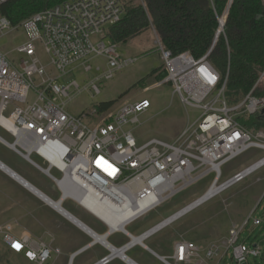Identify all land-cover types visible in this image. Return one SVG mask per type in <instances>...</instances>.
Instances as JSON below:
<instances>
[{
  "label": "built area",
  "instance_id": "built-area-1",
  "mask_svg": "<svg viewBox=\"0 0 264 264\" xmlns=\"http://www.w3.org/2000/svg\"><path fill=\"white\" fill-rule=\"evenodd\" d=\"M6 1L0 0V6ZM124 13L121 0H65L17 25L0 15L1 36L17 29H24L27 34L26 41L15 48L18 61L0 50V127L12 136V141L0 136V142L56 184L61 193L58 201L42 196L50 206L74 201L110 228L100 215L65 191V180L71 179L77 186L92 190L100 204L130 208L132 203L145 202L143 207H131L135 213L126 224L129 226L204 176L214 174L203 195L139 236L129 233L127 226L113 231L129 238L122 247L115 248L118 250H129L136 245L146 247V240L264 168L263 156L220 181L224 164L250 148L264 150V131H250L237 121L240 115L264 110V95L254 93L264 73L240 104L230 106L226 97L229 68L222 80L210 60L224 32L223 18L211 48L200 58L189 51L174 55L163 47L153 29L166 76L144 87V91L170 83L185 107L201 111L173 141L152 138L139 145L134 131L128 128L130 124L140 125V115L152 107L147 98L105 111L97 107L80 114L70 113L68 104L75 94L83 89L91 90L93 95L100 93V81L113 78L116 72L138 61L137 57H123L118 45L105 36L111 26L122 20ZM41 49L50 59L48 64L40 56ZM98 57L105 58L106 67H97L101 74L88 86L83 88L77 80L60 83L70 67L93 70L91 60ZM101 158L116 169L114 174L100 165ZM248 222L239 228L234 225L227 238L206 247L180 238L174 243L172 255L160 258L165 264H221L230 253L234 264H244L249 256L262 255L258 244L248 246L241 242ZM253 223L258 226L262 220L254 219ZM0 241L11 252L36 264H54L62 255L59 247L28 232L15 235L10 223L0 225ZM111 253L94 264H109L115 258L129 260L126 255L118 257Z\"/></svg>",
  "mask_w": 264,
  "mask_h": 264
},
{
  "label": "rangeland",
  "instance_id": "rangeland-1",
  "mask_svg": "<svg viewBox=\"0 0 264 264\" xmlns=\"http://www.w3.org/2000/svg\"><path fill=\"white\" fill-rule=\"evenodd\" d=\"M223 21H225L224 18ZM26 39L27 34L24 29L14 30L4 36L0 34V50L8 53L11 59L18 61L19 55L15 52V48ZM118 52L123 57H137L138 61L116 72L113 78L100 81L98 83L101 89L100 93L93 95L91 90L83 89L75 94L68 104V110L72 114H80L97 108L102 102L116 100L114 106L117 108L124 103L147 98L151 101L152 107L140 115V125L130 124L128 128L134 131L139 145L152 138L173 141L189 122L195 121L200 116L201 111L189 106L185 107L179 95L174 94V87L170 83L144 91V87L158 80L155 72L164 69L154 32L149 29L127 43H119ZM40 56L45 64L49 63L50 59L42 49ZM91 64L94 69L89 72L81 67H70L69 73L61 78L60 83L69 84L77 80L85 88L101 74L97 67L105 68L106 60L103 57L94 58L91 60ZM226 97L230 106L238 105L243 101L240 97L229 94H226ZM263 156L264 150L250 148L224 164L220 181L224 182ZM33 159L42 163L37 156H33ZM20 160H18L19 165L26 170L24 175L27 178L39 177L40 172L29 165V167H26V164L24 166ZM54 174L58 175L57 172ZM213 178V173L204 176L164 202L156 210L131 223L127 226L128 230L137 233L169 217L203 195ZM63 206L74 214L79 213L80 208L73 201L68 200L63 203ZM254 219H261V225H254ZM246 220H249V224L241 234V242H246L248 246L258 244L262 249V255L259 257L249 256L244 264H264V168L248 176L242 182L222 191L201 207L164 229V232L172 231L173 228L178 232L183 231L185 233L188 231L186 233L187 235L189 233L187 238L190 237L197 241L198 245L202 244L205 247L212 242L227 238L234 225L238 228L242 227ZM129 255L141 264H160L140 248L129 252ZM0 257L3 258L4 262L6 260L7 264H36L29 262L23 255L7 252L1 241ZM54 264H64L63 256L57 258ZM221 264H234L232 255L229 253Z\"/></svg>",
  "mask_w": 264,
  "mask_h": 264
},
{
  "label": "trees",
  "instance_id": "trees-1",
  "mask_svg": "<svg viewBox=\"0 0 264 264\" xmlns=\"http://www.w3.org/2000/svg\"><path fill=\"white\" fill-rule=\"evenodd\" d=\"M65 0H8L0 15L13 25ZM122 20L111 26L105 36L113 43H127L147 30L156 31L163 47L174 55L189 51L195 58L211 48L226 16L210 60L222 80L229 68L227 94L244 99L264 73V0H121ZM162 80L166 70L155 72ZM264 95V78L256 87ZM102 102L99 111L116 104ZM239 124L250 131H264V111L238 116ZM7 252L13 253L6 248ZM0 257V264H7Z\"/></svg>",
  "mask_w": 264,
  "mask_h": 264
},
{
  "label": "crops",
  "instance_id": "crops-1",
  "mask_svg": "<svg viewBox=\"0 0 264 264\" xmlns=\"http://www.w3.org/2000/svg\"><path fill=\"white\" fill-rule=\"evenodd\" d=\"M0 136L12 139L10 133L1 127ZM19 159L24 166L26 164V167L30 166L40 172L0 142V225L10 223L17 236L28 232L39 240L59 247L64 264H94L110 253V248L103 242L107 241L109 245L120 248L129 241L125 234L110 231L102 220L74 201L80 208L79 213L66 211L75 220L54 209L42 196L58 201L61 193L56 184L42 172L35 179L27 178L24 175L26 170L19 165ZM8 170L15 172L19 179L13 178ZM126 229L135 236L147 230L134 233ZM164 231L146 240V247L136 245L127 250L129 260L115 258L109 264H141L129 255V252L137 248L147 252L160 264H165L160 257L172 255L174 243L178 239L184 238L198 244L192 238H187L188 231L178 232L175 228ZM200 246L204 247L202 244Z\"/></svg>",
  "mask_w": 264,
  "mask_h": 264
},
{
  "label": "bare ground",
  "instance_id": "bare-ground-1",
  "mask_svg": "<svg viewBox=\"0 0 264 264\" xmlns=\"http://www.w3.org/2000/svg\"><path fill=\"white\" fill-rule=\"evenodd\" d=\"M14 178L19 179V177L15 175H14ZM64 184H65V191L68 192V194H71L76 199L80 200L82 204L85 205L89 210L100 215L106 222L109 223L110 231L111 230L116 231L117 229L125 228L127 226L126 224L128 223V220L135 213V210H133L132 208L133 207L140 208V207H143V205H145V202H138L139 204L132 203L131 204L132 208L131 207L129 208V206H126L125 208H120V207H117L116 205L109 204V203L100 204L97 202L98 200L94 196V193L92 192V190L86 189L82 186H77L74 182H72L71 179L65 180ZM53 208L59 211L60 213L64 214L65 216H68L71 219L75 220L74 217H72V215L66 211V209L64 208L61 202L53 203ZM98 238L100 239V237ZM103 243L108 245V247L110 248V253L112 252L114 256H118V257H124L125 255L127 256L126 254L127 249L118 250V249H115V247L109 245L107 241Z\"/></svg>",
  "mask_w": 264,
  "mask_h": 264
},
{
  "label": "snow or ice",
  "instance_id": "snow-or-ice-1",
  "mask_svg": "<svg viewBox=\"0 0 264 264\" xmlns=\"http://www.w3.org/2000/svg\"><path fill=\"white\" fill-rule=\"evenodd\" d=\"M99 163L102 167L105 168L106 171H109L110 173L114 174V172L116 171V169L111 164H108V162L104 161L102 158ZM17 247H19V245H17Z\"/></svg>",
  "mask_w": 264,
  "mask_h": 264
},
{
  "label": "water",
  "instance_id": "water-1",
  "mask_svg": "<svg viewBox=\"0 0 264 264\" xmlns=\"http://www.w3.org/2000/svg\"><path fill=\"white\" fill-rule=\"evenodd\" d=\"M226 17V16H225ZM225 21H226V18H225ZM224 25H225V22L222 24V27L224 28ZM264 111V110H263Z\"/></svg>",
  "mask_w": 264,
  "mask_h": 264
}]
</instances>
